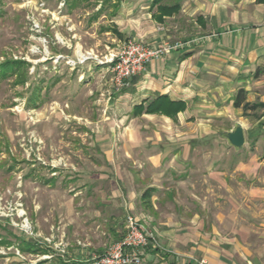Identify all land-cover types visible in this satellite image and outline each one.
Wrapping results in <instances>:
<instances>
[{
	"label": "crops",
	"instance_id": "obj_1",
	"mask_svg": "<svg viewBox=\"0 0 264 264\" xmlns=\"http://www.w3.org/2000/svg\"><path fill=\"white\" fill-rule=\"evenodd\" d=\"M59 2L75 14L88 9V27L74 24L87 53L114 50L128 38L151 46L186 42L104 95L115 105L106 118L116 117L120 128L110 121L100 150L116 173L124 165L129 175L107 181L111 195L95 206V218L104 216L114 238L126 231L128 217L153 232L158 245L142 253L141 264H264V207L257 205L264 201V161L236 151L228 176L225 161L214 156L223 146L209 142L220 130L212 122L241 117L243 108L234 106L240 89L246 102L264 103V0ZM117 131L120 142H112ZM209 164V176L194 183L195 167ZM208 178L221 193L203 189ZM244 197L254 206L244 207ZM225 200L232 208L223 207Z\"/></svg>",
	"mask_w": 264,
	"mask_h": 264
},
{
	"label": "rangeland",
	"instance_id": "obj_2",
	"mask_svg": "<svg viewBox=\"0 0 264 264\" xmlns=\"http://www.w3.org/2000/svg\"><path fill=\"white\" fill-rule=\"evenodd\" d=\"M63 5L58 0H0V264L72 259L93 264V257L126 234L111 237L103 215L94 216L103 195H111L107 181L129 175L124 165L116 173L99 146L110 121L120 128L116 117L106 118L115 105L104 95L115 88L110 68L99 60L126 39L114 50L87 53L75 34L82 28L74 24L83 21L88 27L83 18L88 9L75 14ZM249 110L238 119L212 122L220 130L209 142L223 146L214 156L225 161L228 176L236 151L244 160L264 161V106ZM236 122L246 135L241 150L223 134ZM112 142H120L118 131ZM212 169L211 164L195 167L192 181L204 182ZM258 176H264V164ZM206 187L221 193L211 178ZM244 198V207L254 206ZM260 204L264 207V201ZM223 207L232 208L226 200Z\"/></svg>",
	"mask_w": 264,
	"mask_h": 264
},
{
	"label": "built area",
	"instance_id": "obj_3",
	"mask_svg": "<svg viewBox=\"0 0 264 264\" xmlns=\"http://www.w3.org/2000/svg\"><path fill=\"white\" fill-rule=\"evenodd\" d=\"M186 42L171 43L164 41L160 45L151 46L133 38L126 39L121 48L100 59L112 72V81L115 91H120L127 79L145 71L148 63L162 57L171 51L185 45ZM157 238L153 232L133 217H128L126 234L113 242L106 251L93 257V264H141L142 253L149 247H157ZM201 260V263H205Z\"/></svg>",
	"mask_w": 264,
	"mask_h": 264
},
{
	"label": "water",
	"instance_id": "obj_4",
	"mask_svg": "<svg viewBox=\"0 0 264 264\" xmlns=\"http://www.w3.org/2000/svg\"><path fill=\"white\" fill-rule=\"evenodd\" d=\"M223 134L228 144L235 149L242 148L246 143L245 130L240 122H236L231 130L225 131Z\"/></svg>",
	"mask_w": 264,
	"mask_h": 264
},
{
	"label": "trees",
	"instance_id": "obj_5",
	"mask_svg": "<svg viewBox=\"0 0 264 264\" xmlns=\"http://www.w3.org/2000/svg\"><path fill=\"white\" fill-rule=\"evenodd\" d=\"M168 9H172L167 7ZM167 9V10H168ZM234 106L235 107H242L243 109L247 110H256L258 107L260 106H264V103H248L246 102V92L244 89H240L234 99ZM89 262V261H87ZM59 264H87L86 262H64V261H60Z\"/></svg>",
	"mask_w": 264,
	"mask_h": 264
}]
</instances>
